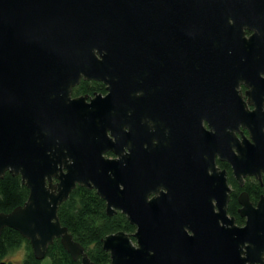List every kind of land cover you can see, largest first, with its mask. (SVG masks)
I'll return each mask as SVG.
<instances>
[{"label":"water","instance_id":"water-1","mask_svg":"<svg viewBox=\"0 0 264 264\" xmlns=\"http://www.w3.org/2000/svg\"><path fill=\"white\" fill-rule=\"evenodd\" d=\"M242 4L254 13L264 7L261 0H0V179L19 176L28 189L23 206L0 213V235L18 232L37 261L58 239L74 261L94 264L57 216L79 186L96 192L108 217L120 212L135 227L131 236L102 239L109 264H264V198L254 207L239 197L245 224L237 227L226 213L224 174L209 159L194 163L191 146L183 155V135L159 115L163 96L184 97L162 84L160 43L180 45L175 71L191 67L185 53L196 42L240 32ZM81 79L104 83L107 96L72 99ZM132 102L142 110L132 113ZM262 137L229 156L237 179L264 173Z\"/></svg>","mask_w":264,"mask_h":264},{"label":"flooded vegetation","instance_id":"flooded-vegetation-1","mask_svg":"<svg viewBox=\"0 0 264 264\" xmlns=\"http://www.w3.org/2000/svg\"><path fill=\"white\" fill-rule=\"evenodd\" d=\"M253 9H256V13L252 9H246L244 4L241 5L239 33L226 34L221 39L217 37L219 40L205 39L203 43L196 42L194 46L200 47L185 53L193 57L191 67L175 71L174 65L181 61L180 45L160 43L162 84H172L174 89H182L184 94V97L179 94L177 97L172 96V99L163 96L159 106L161 124L170 122L174 129H178L180 137L183 135L181 142L179 141L181 145H185L181 151L183 155L188 154L187 150L191 146L195 149L191 155L194 163L200 162L201 158L204 161L209 159L217 175L220 177L224 174L230 191L226 213L229 218L234 219L237 227L245 224V219L239 215V197L246 194L254 207L261 197L264 198V173L241 175L239 180L229 161V156L238 157L240 152L254 146L256 135L264 136V7L257 6ZM228 24H233L232 20H228ZM166 52L170 53L168 61L171 70L173 69L168 75L165 73ZM82 83L93 86L92 91L77 94L76 90ZM229 86L233 88L234 94L229 95ZM106 88L102 82L81 79L72 89L71 98H86V103H90L96 96H107ZM183 90H187L186 93ZM136 101L140 103L139 100ZM135 109L142 110V107L139 108L132 102V113ZM168 135L166 129L165 138L168 139ZM196 150L206 151V154L201 157ZM107 156L113 157L111 154ZM206 176L211 178L213 172L207 169ZM232 199L236 204L230 207ZM229 210L235 211L243 220L242 225H238L235 217L229 215Z\"/></svg>","mask_w":264,"mask_h":264},{"label":"trees","instance_id":"trees-1","mask_svg":"<svg viewBox=\"0 0 264 264\" xmlns=\"http://www.w3.org/2000/svg\"><path fill=\"white\" fill-rule=\"evenodd\" d=\"M92 87L82 83L76 93H89ZM27 198L28 189L22 184L19 176L6 173L0 179V213L8 214L15 208L23 206ZM235 204V200L232 199L230 207ZM229 212V215L235 217L238 225L243 224V220L235 211ZM57 216L61 225L67 228L73 240L84 248L86 255L94 264L110 263L109 254L102 248V239L117 232H124L130 236L135 232V227L130 225L120 212L108 217L105 202L94 190L84 187L77 186L70 193L68 199L59 206ZM132 241L134 242L133 239ZM18 249H23L25 253L22 264H42L43 261L34 258L29 242L18 232L9 228L3 229L0 235V263ZM45 259L49 260V264H81L80 258L74 261L58 239L48 247Z\"/></svg>","mask_w":264,"mask_h":264},{"label":"rangeland","instance_id":"rangeland-1","mask_svg":"<svg viewBox=\"0 0 264 264\" xmlns=\"http://www.w3.org/2000/svg\"><path fill=\"white\" fill-rule=\"evenodd\" d=\"M24 257H25V253H24L23 249H18L16 251H13L12 253H10L6 257V259L3 260L1 263H5V264H22ZM42 264H49V260L48 259H44Z\"/></svg>","mask_w":264,"mask_h":264}]
</instances>
